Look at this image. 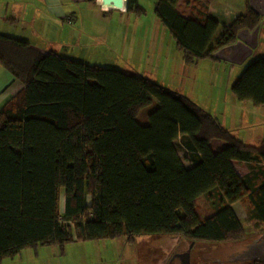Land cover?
Masks as SVG:
<instances>
[{
	"label": "trees",
	"instance_id": "16d2710c",
	"mask_svg": "<svg viewBox=\"0 0 264 264\" xmlns=\"http://www.w3.org/2000/svg\"><path fill=\"white\" fill-rule=\"evenodd\" d=\"M139 1L128 0L126 12L144 16ZM154 11L187 64L219 61L215 52L264 19L247 0L246 15L213 42L219 24L206 0H158ZM0 67L24 86L0 110V264L27 249L63 254L80 242L238 244L264 234V141L246 145L193 100L144 76L45 54L5 34ZM232 92L264 107V57ZM236 203L259 226L256 236Z\"/></svg>",
	"mask_w": 264,
	"mask_h": 264
},
{
	"label": "crops",
	"instance_id": "0c3cea01",
	"mask_svg": "<svg viewBox=\"0 0 264 264\" xmlns=\"http://www.w3.org/2000/svg\"><path fill=\"white\" fill-rule=\"evenodd\" d=\"M157 1L140 0L139 4L145 9L146 14L136 17L127 13L125 9L104 7L99 0L96 2L91 0H0V34L27 41L32 47L45 54L53 52L60 57L90 65L115 68L126 73H129L127 71L131 68L137 67L138 71L135 70V72L138 75L146 77L144 75L146 73L149 75L147 78L154 77L151 79H154V82L179 92L193 101L195 97H198V91L202 90V87L197 84L194 88L191 81L195 79L199 66L207 70L211 69L208 77L215 76L217 80L223 69L224 71L232 70L236 77L240 75L243 69L236 70L233 64L224 61L205 59L187 64L183 54L177 50L173 38L155 16ZM206 1L209 4V16L219 24L213 42L220 38L225 28L230 27L237 18L247 13V0ZM259 47L264 48V19L260 25L257 48ZM124 56L128 62L123 59ZM130 60L133 64L129 62ZM23 88V84L0 67V110ZM228 103L227 114L231 117L230 124L221 125L232 131L235 138L246 145L258 147L264 141V134L257 137L249 135L247 139L242 140L237 137V132L241 126L248 125L242 122V118L245 121L253 112H258L259 115V112L264 109L254 107L250 103H241L235 96L229 98V95ZM199 106L206 110L205 105L199 104ZM243 110L245 115L242 114ZM261 121H264V118ZM254 126L244 127L248 130L246 133L251 132ZM224 145L221 141H213L215 149ZM237 204L232 207L237 216L243 220L236 210ZM177 243L186 244L182 239H179ZM24 252L26 250L18 257L21 258ZM179 253L181 252L177 254ZM86 256L82 254L81 260H85ZM93 259L98 260V264L103 262L100 255L93 254ZM178 262L181 264L179 259ZM14 263V258L5 259L2 262V264Z\"/></svg>",
	"mask_w": 264,
	"mask_h": 264
},
{
	"label": "rangeland",
	"instance_id": "374dc122",
	"mask_svg": "<svg viewBox=\"0 0 264 264\" xmlns=\"http://www.w3.org/2000/svg\"><path fill=\"white\" fill-rule=\"evenodd\" d=\"M146 56L148 57V54H146ZM262 57H264V48L259 47L243 65H234V67L236 70L243 69L244 71L251 62ZM125 58L126 57L124 56L123 59ZM126 62H128V60ZM129 62L133 64V61L130 60ZM135 70L138 71V68L133 67L127 72L137 74ZM210 72L211 69L207 70L205 67L202 68L199 66L197 68L195 79L191 81L192 85L194 84V88L197 84L202 87V90L201 92L198 91V97H195L194 102L203 106L205 105L207 112L214 116L220 124H230L231 117L227 114L229 111L227 106L229 104L228 95L229 98L230 96L234 97L232 85L242 72L236 77L232 70L224 71L223 69L218 80L215 76L213 78L208 77V73ZM144 75L146 78L149 76L146 73H144ZM199 75L201 76L200 78ZM155 107L156 103L143 109L138 120L140 122H147L148 114ZM261 109H264V107ZM243 112H245L244 110L242 111V114L245 115ZM257 113L258 112H253L251 117L248 116L245 121L242 118V122L248 125L241 126V129L237 132V137L244 140V138L247 139L249 135H251V137H257L264 134V121H261L264 118V110L259 112V115ZM252 125L255 126L251 129V132L246 133L248 130L244 127ZM179 142L180 141L176 142L179 154L183 158L182 160L184 164L188 166L189 164L186 161L187 154L182 150ZM236 207L238 214L245 223L249 235L251 237L256 236L255 234L257 233L259 226L254 224L249 225L247 223V214L241 203H238ZM259 237L260 236H257V238ZM255 238L256 237H254V239ZM179 239L182 238L144 236L137 238L132 244L128 243L125 239L116 240L114 242L111 240H108V242H80L67 245L63 254H60L59 249L54 246L38 247L36 249H27L26 252L22 254L21 258L18 257L19 255L15 256L14 264H98L99 261H94L93 254L101 256V260H103L104 263L101 262L100 264H179L178 259L174 257L178 252L183 253L188 251L191 245V243H188L184 239L182 240L185 241L186 244H178L177 242ZM253 240L251 238L244 243L238 244L203 242L194 244L191 249L190 264H242L241 262H231L232 257L230 258L229 256L230 254L232 255V253L238 255V253L244 249V246L251 244ZM82 254L87 255L85 260H81Z\"/></svg>",
	"mask_w": 264,
	"mask_h": 264
},
{
	"label": "water",
	"instance_id": "95a60500",
	"mask_svg": "<svg viewBox=\"0 0 264 264\" xmlns=\"http://www.w3.org/2000/svg\"><path fill=\"white\" fill-rule=\"evenodd\" d=\"M104 7H112L123 10L127 8L128 0H100ZM250 8L259 16L264 17V0H249ZM260 25L254 31L242 30L237 34L236 43L226 46L213 54V58L231 63L243 65L254 53L259 44ZM191 243L188 251L177 254L174 258L180 260L181 264H190ZM231 262L264 263V234L248 244L237 257Z\"/></svg>",
	"mask_w": 264,
	"mask_h": 264
},
{
	"label": "flooded vegetation",
	"instance_id": "af4514ba",
	"mask_svg": "<svg viewBox=\"0 0 264 264\" xmlns=\"http://www.w3.org/2000/svg\"><path fill=\"white\" fill-rule=\"evenodd\" d=\"M255 239H256V238H255ZM255 239H254V240H255ZM254 240H253V241H254ZM245 247H246V246H244V248H245ZM238 254H239V253H238ZM229 257H230V258L232 257V258H231V261H232V260H234V259L237 257V254H236V253H232V255L230 254ZM236 263H238V262H236Z\"/></svg>",
	"mask_w": 264,
	"mask_h": 264
},
{
	"label": "built area",
	"instance_id": "2783aa9c",
	"mask_svg": "<svg viewBox=\"0 0 264 264\" xmlns=\"http://www.w3.org/2000/svg\"><path fill=\"white\" fill-rule=\"evenodd\" d=\"M99 2H100V0H99Z\"/></svg>",
	"mask_w": 264,
	"mask_h": 264
}]
</instances>
